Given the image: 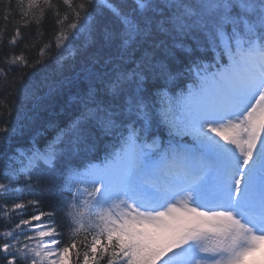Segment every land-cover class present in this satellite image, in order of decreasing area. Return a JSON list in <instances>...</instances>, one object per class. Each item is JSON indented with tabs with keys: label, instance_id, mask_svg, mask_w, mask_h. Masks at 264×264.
Returning <instances> with one entry per match:
<instances>
[{
	"label": "snow or ice",
	"instance_id": "1",
	"mask_svg": "<svg viewBox=\"0 0 264 264\" xmlns=\"http://www.w3.org/2000/svg\"><path fill=\"white\" fill-rule=\"evenodd\" d=\"M0 10V264H264V0Z\"/></svg>",
	"mask_w": 264,
	"mask_h": 264
},
{
	"label": "trees",
	"instance_id": "2",
	"mask_svg": "<svg viewBox=\"0 0 264 264\" xmlns=\"http://www.w3.org/2000/svg\"><path fill=\"white\" fill-rule=\"evenodd\" d=\"M2 16H3V11L0 10V27H3V23H4ZM13 23H15V20L10 22L9 31L11 30V24ZM24 31L26 33L31 34L33 37L36 36V26L35 25H32L31 29H24ZM41 31L43 32V41L46 42L52 35V26H51L50 20L46 19L44 21ZM53 44H54V41H53ZM0 95H2V93H0ZM102 157H103V152L101 151L99 153L89 154L87 159L88 160H100L102 159Z\"/></svg>",
	"mask_w": 264,
	"mask_h": 264
}]
</instances>
